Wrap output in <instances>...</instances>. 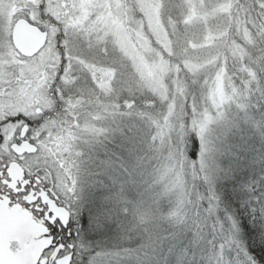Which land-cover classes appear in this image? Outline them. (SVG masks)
Returning <instances> with one entry per match:
<instances>
[{
	"label": "rangeland",
	"instance_id": "rangeland-1",
	"mask_svg": "<svg viewBox=\"0 0 264 264\" xmlns=\"http://www.w3.org/2000/svg\"><path fill=\"white\" fill-rule=\"evenodd\" d=\"M232 4L0 0V88L17 82L41 87L62 66L67 82L77 74L72 83L82 90H73L75 105L100 99L120 108L110 119L100 116L102 111L97 120L73 118V136L44 137L41 154L30 159L54 171L58 193L72 202L83 221L74 264H200L211 245L210 233L212 241L218 237L225 243L229 256L251 262L236 217L218 208V186L231 178L223 162L257 144V136L249 131L254 127L249 105L238 96L221 57ZM21 18L49 32L44 52L29 61L17 58L12 44L13 26ZM245 30L242 38L252 46ZM188 133L200 142L194 162L186 151ZM51 143L56 150H50ZM104 143L116 149L101 158L77 149ZM66 147L71 148V161L60 157ZM90 158L95 160L92 166ZM263 163L260 154L248 166ZM4 215L2 211L0 218ZM98 222L108 223L113 237L97 240V230L106 234V226L98 228ZM184 223L181 232L189 234L195 248L177 259L176 246L167 249L171 240L166 226Z\"/></svg>",
	"mask_w": 264,
	"mask_h": 264
},
{
	"label": "flooded vegetation",
	"instance_id": "flooded-vegetation-1",
	"mask_svg": "<svg viewBox=\"0 0 264 264\" xmlns=\"http://www.w3.org/2000/svg\"><path fill=\"white\" fill-rule=\"evenodd\" d=\"M32 28L35 40L26 44L24 51L17 49V58L32 60L48 46V30L38 24ZM44 33L46 40L40 46ZM57 38L60 44L62 36ZM60 53L64 56V49ZM63 72L61 66L41 87L17 82L0 88V207L5 212L0 218V264H58L67 259L74 264L79 254L84 229L79 213L58 193L54 171L30 159L41 154L40 140L44 137L57 133L73 136L69 126L73 118L86 115L97 120L96 114L102 111L100 116L110 119L120 108L116 102L106 105L100 99L92 105H75L73 90H82L72 83L77 74L72 73L71 82H67ZM23 144L33 145L36 152L18 153L17 147ZM49 147L56 150L54 143ZM64 150L60 157L71 161V148Z\"/></svg>",
	"mask_w": 264,
	"mask_h": 264
},
{
	"label": "trees",
	"instance_id": "trees-1",
	"mask_svg": "<svg viewBox=\"0 0 264 264\" xmlns=\"http://www.w3.org/2000/svg\"><path fill=\"white\" fill-rule=\"evenodd\" d=\"M227 19L228 33L221 48V57L225 60L226 72L235 85L238 96L249 105V118L254 122H252L254 127L249 131L257 136V144L247 145L248 150L241 153L234 152L236 158L230 162H223V168L229 169L231 178L221 181L218 186V208L219 212L225 210L236 217L246 258L251 260L249 264H264V163L263 166L255 168L248 166L251 160L264 154V148L261 151L264 142V0H233ZM245 28L249 33V40H252V46L242 38ZM240 52L246 53L247 58L239 57V54H244ZM250 87L253 88L251 93L247 92ZM185 140L188 158L194 162L200 154V142L193 133H188ZM79 148H84L87 154H95L96 158L104 157L105 153H112L116 149L113 144H104L100 148L96 144H81L77 149ZM77 157L84 166L81 160L84 156L79 153ZM93 158L89 159L88 165L92 166V161H95ZM199 212L202 213L201 210ZM101 225L106 226V234H100L97 230V240L102 236L113 237L114 234L110 232L108 223L106 225L98 222L96 227L99 228ZM184 225L187 224L175 228H172V225L166 226V233L171 240L167 249L170 251L176 246L177 259H179L178 255L185 256V253H190L195 248L190 245L189 234L181 232ZM181 238H186L188 241L182 242ZM210 240L211 245L206 249L205 257L200 264H219L222 260L230 264H248L244 257L229 256L226 253L225 243L218 237L212 241L211 233Z\"/></svg>",
	"mask_w": 264,
	"mask_h": 264
},
{
	"label": "water",
	"instance_id": "water-1",
	"mask_svg": "<svg viewBox=\"0 0 264 264\" xmlns=\"http://www.w3.org/2000/svg\"><path fill=\"white\" fill-rule=\"evenodd\" d=\"M34 28L29 27V25L26 23V21H20L14 28V44L16 48L19 50L24 51L25 45L30 44L31 42H34L35 34ZM46 40V35L44 34L41 37V44L42 46ZM38 46V47H40ZM38 47L36 49H38ZM18 148V153L23 154V153H35L36 148L33 145L30 144H23L21 147ZM58 264H69V259L67 260H62L58 262Z\"/></svg>",
	"mask_w": 264,
	"mask_h": 264
}]
</instances>
